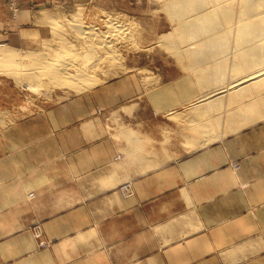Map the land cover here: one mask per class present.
Here are the masks:
<instances>
[{"label":"crops","instance_id":"0c3cea01","mask_svg":"<svg viewBox=\"0 0 264 264\" xmlns=\"http://www.w3.org/2000/svg\"><path fill=\"white\" fill-rule=\"evenodd\" d=\"M41 1L21 0V15ZM172 82L148 113L121 100L123 131L109 134L94 113L64 127L61 144L34 141L30 212L20 184L0 191V213L14 219L0 228V264H264V121L198 128L200 92L184 96ZM24 216L42 219L52 245L38 247Z\"/></svg>","mask_w":264,"mask_h":264},{"label":"rangeland","instance_id":"374dc122","mask_svg":"<svg viewBox=\"0 0 264 264\" xmlns=\"http://www.w3.org/2000/svg\"><path fill=\"white\" fill-rule=\"evenodd\" d=\"M166 2L45 0L37 2L40 4L34 9L37 12L21 15V0H0V48L9 45L18 55H29H26V61L14 64V67L0 62V191H10L15 183L20 184L23 207H26L23 209H27L24 215L30 212V205L36 195L32 189L31 176L34 172L36 139L47 143V137H51L60 140L61 144L64 127L73 129L79 124L80 118L94 113L104 114L109 134L123 131L126 119L118 111L117 104L121 100L125 104L137 103L136 107L139 108L136 111L148 113L152 106L149 101L157 98L160 87L171 86L172 81L180 82L184 96L200 92L199 103L192 108L197 117H200L201 111H210L202 109L206 107V100H202L204 95L200 78L186 68L188 62L182 61L180 54L173 53V49L167 48L161 41L164 34L174 29L165 8ZM4 7L9 8L7 17L3 15ZM42 8H47V12L41 13ZM111 22H120L121 26L115 29L123 30L115 31L108 38L112 40L111 43L94 31L83 33L86 30L84 24H92L104 31L110 25L117 24ZM174 40L177 43L180 37ZM52 59L56 65L51 64ZM68 62L73 65H69L67 73H61L59 69ZM92 68L93 71L90 70ZM57 71L62 77L53 78L52 74ZM258 71H262L260 67L256 75H251L252 70L248 68L236 71L239 76L236 79L247 80L248 89L243 91L240 85L231 87L234 72L228 68L221 67L213 73L218 76V81L211 83L214 87H210L223 92L216 97L217 101H224L222 108L229 105L235 108L248 102L251 94L264 95V71ZM82 72L83 75L88 72V78L95 84L83 86ZM196 79L198 88L186 87L187 82ZM261 102L259 109L251 113L253 123L264 121V98ZM209 107L214 108L212 105ZM200 125L198 128L209 129ZM71 138V143L78 142V137ZM119 192L128 198L134 195V187L126 181L119 186ZM1 197L0 210L8 201ZM26 219L24 216L21 222L27 225L38 247L52 245L53 239L44 233L42 219ZM12 221L14 219L9 214L0 213V228L2 224ZM6 239L9 236L1 229L0 241Z\"/></svg>","mask_w":264,"mask_h":264},{"label":"bare ground","instance_id":"6f19581e","mask_svg":"<svg viewBox=\"0 0 264 264\" xmlns=\"http://www.w3.org/2000/svg\"><path fill=\"white\" fill-rule=\"evenodd\" d=\"M165 8L174 24V29L172 32L164 34L161 41L167 48L173 49V53L180 54L179 57L182 58V61L186 60L188 62L186 68L200 78L204 95L202 100H206V107L203 106L202 109L210 110L200 112L197 127L201 124L200 126L214 131L217 128L219 129L220 126L240 130L244 126L253 123L251 113L259 109L264 95L260 97L251 94L248 102L238 105L241 103L239 102L235 108L230 105L222 108L224 101H217L216 97L222 95L223 92L221 89L211 88L210 86L218 81V76L213 73L221 67L234 72L231 87L236 88L240 85L242 91L248 89V83L246 79H236L239 77L236 71L248 68L252 70L251 75H256V70L259 67L262 71H258V73L264 71V0H167ZM45 12L47 10H42L43 14ZM117 22H111V24ZM84 25L86 30L83 33L94 31L98 36L104 37L108 43L112 42L108 38H111L115 31H123L120 28L115 29L117 26H121L120 22L114 26L109 24L111 28L108 26L109 29L104 31L100 27L89 23ZM179 37V42L175 43L174 39ZM209 50L213 52H209ZM18 54L9 45L1 47L0 62L8 63L14 67V64L26 61L27 56H29ZM50 62L56 65L54 59ZM69 65L73 64L68 62L62 68L57 69L61 73H65ZM90 70L93 71V68ZM31 72L33 75V70ZM16 73L18 75V72ZM26 73L28 74V72ZM61 73L57 71L52 74V77H62ZM89 75L88 72L84 75L82 72L83 86L86 84L90 87L95 84L92 79L88 78ZM33 76H31L32 79ZM13 77L16 78V76ZM32 82L34 81L32 80ZM210 105L214 108H210ZM195 147L196 145L193 142L188 144L190 149Z\"/></svg>","mask_w":264,"mask_h":264}]
</instances>
